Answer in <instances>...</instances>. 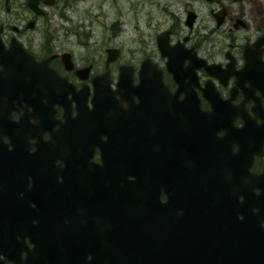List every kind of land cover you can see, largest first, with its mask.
I'll use <instances>...</instances> for the list:
<instances>
[{"label": "flooded vegetation", "instance_id": "af4514ba", "mask_svg": "<svg viewBox=\"0 0 264 264\" xmlns=\"http://www.w3.org/2000/svg\"><path fill=\"white\" fill-rule=\"evenodd\" d=\"M208 2L214 9L207 34L196 33L192 10L187 15L195 12L196 21L189 27L186 17L187 33L175 23L164 29L166 48L177 58L173 70L157 45L142 60L151 59L153 68L146 85L140 87V62L128 64L134 77L122 88L119 68L127 64L119 58L107 65V51L105 60L92 52L81 28L63 22L61 8L40 1L34 10L29 0H0V208L25 209L11 225L1 223L0 264H56L51 221L79 212L103 221L120 195L160 194L166 203L174 193L177 206L166 218L192 225L207 221L212 209L205 190L225 189L240 203L242 187L259 185L264 0ZM215 34L226 42L217 53L206 48ZM108 72L107 91L99 81ZM95 232L79 262L63 263L110 264L101 257L109 245L106 224Z\"/></svg>", "mask_w": 264, "mask_h": 264}, {"label": "water", "instance_id": "95a60500", "mask_svg": "<svg viewBox=\"0 0 264 264\" xmlns=\"http://www.w3.org/2000/svg\"><path fill=\"white\" fill-rule=\"evenodd\" d=\"M40 1L46 4H54V0H30L29 4L36 10ZM195 19V13L189 12L187 18L189 27L194 25ZM167 41L168 33H164L158 38V45H161L159 47L163 56L169 57V67L173 70L171 65L176 63L177 58L174 57L175 52L165 47ZM120 52V49H108L107 65L116 61ZM120 69L119 87L125 88L132 81L134 69L126 66ZM152 71L150 60L144 61L140 73L142 83L140 87L146 85L147 78L149 79L147 75ZM108 75L109 72L101 80L99 79V82L105 83L107 91L111 83ZM100 92L101 90L98 89L96 93L99 95ZM241 156L243 162L245 156ZM247 164L241 167L243 175L247 173L250 166ZM241 191H243V200L238 203L235 197L232 200H229L230 197L227 198L225 189L205 190L202 196H210L209 202L212 200V204H210L212 209L209 210L210 214L207 221L203 220L198 224L195 223L196 225L177 224L173 217L166 218L172 214L177 206L175 199H178V196L174 193V196L172 193L168 194L166 203L160 202V194L136 197L133 195L131 197L117 196L112 201L113 210H111L110 217L103 221L93 217L89 218L80 212V216L69 217L67 220L53 219L50 231L54 236L52 238L54 262L56 264H64L65 261L79 262L78 258L83 257L86 250L91 246L95 231L103 227L105 223L109 245L100 254L108 263L111 261L110 264H264V172L259 176L258 186L242 187ZM180 195L181 198L183 193ZM105 200L107 201V199ZM240 208L242 209L240 210ZM35 210L36 208L31 210L32 216L35 214ZM40 210L38 209L37 212H41ZM129 210H132V213ZM142 210H144V214L141 213ZM24 211L23 206L20 207L19 211H15L12 207L7 208V210L0 208V226L3 222L11 225L15 222L14 219H19L18 215L22 218ZM237 211H243L245 218L240 220ZM5 212L7 214H4ZM73 222L75 223L73 224ZM204 222L205 224H203ZM65 225H67V229H65ZM69 226H71V230ZM82 233L87 236L84 237ZM126 233H128L127 238ZM104 238L106 241V237ZM128 239L129 241H127ZM34 242L37 244L36 241ZM42 244L44 245V243ZM113 249H115V253H113Z\"/></svg>", "mask_w": 264, "mask_h": 264}, {"label": "rangeland", "instance_id": "374dc122", "mask_svg": "<svg viewBox=\"0 0 264 264\" xmlns=\"http://www.w3.org/2000/svg\"><path fill=\"white\" fill-rule=\"evenodd\" d=\"M54 7L66 14L67 21L63 22L68 28H81L83 41L92 52L100 51L105 60L108 48L119 47L121 62L127 65H137L145 55H154L159 32L173 23L187 33L185 22L190 10L198 14L196 33L207 34L213 26L209 10L214 7L207 0H56ZM210 42L214 43L206 46L210 52L217 53L226 46L220 34ZM78 53L84 50L78 49ZM117 74L113 72V78Z\"/></svg>", "mask_w": 264, "mask_h": 264}]
</instances>
